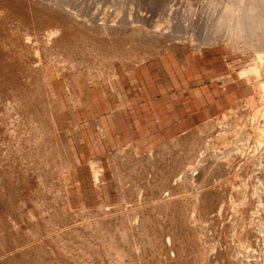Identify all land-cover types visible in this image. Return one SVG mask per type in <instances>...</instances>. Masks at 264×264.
<instances>
[{
  "label": "rangeland",
  "instance_id": "1",
  "mask_svg": "<svg viewBox=\"0 0 264 264\" xmlns=\"http://www.w3.org/2000/svg\"><path fill=\"white\" fill-rule=\"evenodd\" d=\"M25 1H32V0H25ZM25 1L21 0L19 6L20 7L26 6L27 2ZM42 1L44 3H46L47 1V5H48V1H50L49 3L55 5L56 8L59 7L58 9L65 8L64 9L65 12L68 10L69 11L71 10L72 12L76 11L78 14H80L81 17L88 16L87 18H90L91 16L90 14L94 12L98 17L99 22L103 21L107 23H112L114 22L113 19L114 20L116 19L117 22L118 23L120 22L121 25L125 23L128 26H130V24L131 26L138 25V26L146 27L151 31L156 28L155 25L156 26L160 25L162 31L163 29L164 31L166 29V32L167 33L169 32L168 34L171 35L172 37L169 36L170 40L164 42L160 40L155 41L157 39H155L154 36L150 35L149 33H148L149 36L147 34V38L145 37L146 36L145 35L144 36L146 39L145 42L147 41V43L144 42L145 45L142 44L143 46H138V44L135 45H137L139 49L142 48L141 51L144 50L145 52H147L150 49L149 50L150 52L148 51V53L146 54L147 55L146 58L142 60L136 61V59L135 60L133 59L134 61L131 62L132 64L123 61L124 59L120 60V58H117V60L115 59L113 62H111L110 58L107 55H104L106 54L104 51L97 53L96 51L92 50V48L87 47L84 43L80 42L81 45L83 47H86L88 51L86 55V60L83 61L82 66H77V65L73 66L72 63H70L72 58L75 59V57L78 58L80 57V54L76 49L71 50V59H69L68 56L66 55L68 54L67 50H62V48L61 49L58 48L59 49L58 52L57 49H54L51 51H47V53L45 52L43 55L39 53V56L35 57V55L33 54L32 55L26 54L24 49L22 50L19 49L20 47L23 48L24 45H21L20 47H18L17 45L18 48L16 47L15 50L20 55L16 54L17 52H15V50L9 49L10 47H7L12 45L9 44L4 45V43L6 42H3L2 44V40L5 41L6 39L5 37L8 34L7 33L8 30L4 26L2 27L3 31L0 30L2 32L0 33L1 35L0 53L2 50L3 51L0 54V60L2 59L1 57H3V60L6 62L7 59L10 60L12 59V62L15 64L17 62V65L14 66L15 64L10 63V61L4 63L3 60H1L0 62V84H1L0 96L3 97L5 96V94L7 95V97H5L4 99L2 98V101L0 99V101L2 102V103L0 102L2 104L0 105V120L3 119L2 120L3 123L0 122V142H1L0 148L3 147L2 149L3 150L5 149L6 151V152L4 151L6 153V158H4L5 153L3 152V150L2 152H0L2 154L4 153L3 157L0 154V158H1L0 170L2 171V172L0 171V175L2 177V178L0 177V179H2L0 180V183L1 182L3 183V184L1 183L2 185L0 184L2 187V188L0 187L1 188L0 189V217H1L0 229L2 231L3 230L5 231L4 233L2 232L5 239L4 238H3L4 240H2V238L0 239L2 241L0 245L3 244L4 246L3 242H5V246H4L5 249L2 246H0L2 247L0 248L1 249L0 252L4 253V254L1 253L0 255V259L3 258L2 261L0 260V264L1 263L9 264L8 262L13 264H18V263L28 264L30 261H32L31 264H35V263L44 264L45 262L44 260H48L46 261L47 264H88V263L91 264V262L92 264H96V263L113 264L114 263L113 259H115L116 257L115 253L117 254V252L120 253L121 251L123 252H121V254H118L117 257H121L122 259L116 257L115 259L117 260L115 261L116 264L119 261L120 264H125V263L128 264L129 262H131V264L133 263L134 264H164V261L165 264H186V263L187 264H195V263L196 264H200V263L201 264H264V241L259 243H254V242L251 243L248 241V239H250L249 236H251V234L253 233H255L261 239L264 238V230H262V228L264 229L263 227L264 226V220H263L264 177L262 176V173L264 171V155L259 157L256 156L252 166L250 167V170L252 169L254 173L253 176L250 178V181L257 186L258 196L262 197L261 198L262 201L259 202L260 209L258 208L257 210L258 212H255L256 223L252 224V226L251 225L249 226L248 224L243 227L240 226L239 227L240 229H238L240 231L237 232L235 229V222H236L235 217L236 214L239 213L241 210L231 211V208L227 209V207L221 210L220 208L222 204L221 200L225 199L223 201L224 205L225 206L229 205V199H228L229 197L227 194L228 188H226L224 191L226 195L223 192L225 196L223 195L221 199H219L220 198L219 196L214 197L213 199H211L212 206L210 207V209L203 210V212L205 211L207 212L206 217L208 218H206L207 219L206 223H208L209 225L207 224L204 233L203 231L199 232V230H197L198 225H196L195 221H199L200 219L199 217H196L197 212L195 209H193V204L188 199L189 197L188 195H190L189 192L192 193L195 190L197 184L196 181L190 176L189 170L192 169L195 170V168L199 166L200 161L197 160L198 157L196 158V155L198 154V151L200 149H203L204 151L203 152L204 158L209 156L210 150H208L207 148L208 146H213L215 148V151L219 152L217 153L219 155H221L220 153L226 151L227 148L228 150H230L228 157V161H229L228 166L223 165V167L222 166L216 167L212 163H210L208 159L206 160L207 165L205 166V169L207 173L210 172L211 179L214 180V182H218L219 180L224 181L226 179L227 181L234 180L236 182L235 189L237 190V192L240 191L238 192V194L240 193L239 196H242L244 192L248 191V198L250 197L251 186L250 184H248L249 186L247 187L245 184V180H247L248 172L246 173V169H244L245 168L243 164L244 156L238 154L236 155V147L238 146L244 149L246 153H250V154H253L258 149V148L255 149L254 145H256V143L254 144L252 141L253 139L249 138L247 135L248 123L244 119L247 115L248 108H250V106L248 105H251L250 104L251 101L258 108L259 106H261L260 103L263 102L264 100L263 99L264 94L261 93V88H259L261 87L260 83L257 82L250 84L246 83V81L241 80L240 74L243 70H247L249 68H258V66L264 67V61H263L264 60V0L251 1L253 3H255L254 1H256L257 4H253V3L249 4L248 2H250V0L240 1V3H243L245 7L246 5H248L246 9L242 5L244 11L247 10L249 12L250 9L253 7L252 5H254L252 9L255 8L257 9L256 10L257 12L251 9V11L252 12L254 11V13L250 11L249 12L250 15L247 12H245V14L243 13L244 14L243 15L242 12L244 11L242 12L239 11V14L240 15L242 14L240 19L242 33H238L237 31L234 32L235 23H233L232 25V23L230 22H234L235 19L232 20L230 18L231 19L230 20L228 17L230 22L226 24L227 18H225L224 16V11L218 10V9H222V7H225V5L229 2V0H224V1L214 0L215 1L213 2L214 4H212L211 2L213 0H42ZM234 1L239 2V0H234ZM243 1L244 2L246 1L245 4ZM29 4L31 3H28V5ZM47 5L41 4L38 1H36L34 4L32 2L31 5L32 7L38 6L36 7L38 10L45 7V11H46V16L43 14L45 12L43 9L41 10V12L40 11H38L39 13L37 12L38 14L36 15L38 18L36 17V15L34 17L35 24L40 20H45L44 18H47L49 20V17L51 18L52 16L53 17L55 16L54 12L52 13L53 15L50 13L52 12V10L50 11L49 9L50 12L48 11ZM249 6L250 9L248 10ZM213 7L216 9H214ZM1 10L3 11L2 5H0V13ZM87 12H89V14ZM49 13L51 16L49 15ZM246 13L249 15V17H245V15L248 16ZM41 15L43 17H41ZM221 15L224 16L226 21L224 20L223 22L224 18ZM39 17L41 19H39ZM26 24L28 27H33L29 23ZM23 25L25 27H23ZM23 25L22 27L19 26V28H21V29L18 28L19 31H17L18 30L17 28H16L17 32L15 30L13 31L16 32L17 34H20V31L23 30L24 28L28 29V27H26L24 23ZM35 26H37V24ZM70 30L69 32L70 34H72L71 32L73 31L72 29ZM5 31L7 34L5 33ZM2 35L5 36L2 37ZM174 41L180 42V45H182V47L184 48L185 54L189 56L188 59L186 58L184 59V57L177 56L178 55L177 50L178 48H180L178 45H174L164 50L159 47V46H165L167 43L169 42L171 43ZM14 46L15 45H13V48ZM4 47L5 49H3ZM6 47L9 49V51L10 50L11 51L10 52L7 51L8 49ZM143 47L146 48L144 49ZM158 47L161 49V51L162 50L163 51L162 52H160V50L158 51ZM154 49L157 51H155ZM52 51L54 52L56 51L57 52L56 55H58L59 53L60 55H58L57 57L56 55H54ZM8 52L10 53L8 55H11L10 56L11 58L9 56L7 57ZM11 52H13V54H11ZM151 52H154L153 54L154 56L151 54ZM157 52L160 53L158 54ZM74 53H76L77 55ZM21 54L23 59L25 58V55H27L26 60L28 59V62H30V64L31 63L38 64V62L40 63L42 60L44 61L53 55H54L53 62L56 63L57 58H58L57 62L61 66H63L62 64L64 62H66V64L65 63L64 64L67 67V73L63 72L66 67H60L61 69L64 68L63 70H60L63 72V73L61 72L60 74L59 67H57L58 65L56 66V64L53 62L52 63L55 64L54 66L55 69L52 70L53 72L51 71L49 73V75H52V77L49 76L48 73L46 72V79L48 80L50 79L49 80L50 87L52 88V93H53L52 97L51 95L47 96L45 92H43L44 90L42 88L40 89L39 87L41 81V79L39 80V78L42 77L41 73H39L40 74L39 75L38 72H36V74H34L32 77L24 73L26 66L24 65L22 66L21 63L19 64L20 61L16 60L18 59V57L21 56ZM46 54H49V56ZM133 54L135 53L133 52ZM257 54L258 56H261L262 59L261 57H258ZM3 55L4 56L6 55L5 57L7 59ZM29 55L31 56V58L33 57L32 59L34 61L30 58ZM15 56L17 57L16 59ZM41 56H43L44 58ZM59 56L63 57L61 58V60L63 59L62 60L63 63L62 61L61 62L59 61L60 58ZM51 58L52 57H50L49 59ZM139 58H141V56H139ZM13 59H15V62ZM118 59L120 61H118ZM30 60H32V62ZM121 61L123 62L121 63ZM28 62H25V64H27ZM119 63L121 65H119ZM125 63L127 65L123 66ZM18 64L20 65V67H18L19 66ZM93 64L95 65L92 66ZM8 65H10L12 68ZM90 65L94 67L96 71H98L96 72L94 70L95 72L94 71L93 72L96 73L97 77H99L97 78V80H100L99 83L97 82L96 84L93 85L87 83L88 81L87 71L90 69L91 67ZM108 65L110 66L108 67ZM76 66L78 67V70ZM114 66H117L116 68L120 67V70L117 71L115 68V70L113 71ZM6 67H8L10 71L7 70L8 68ZM23 67L24 70L21 69ZM19 69L21 70V72ZM120 71L122 73H120ZM114 72L116 74H114ZM73 73L75 75H71ZM70 75L76 78L75 80L78 89L77 91L78 94L76 93V91L74 92L73 86L71 87L70 81L67 80L69 79ZM116 76L117 79L120 80V86H118V84L115 85L116 84L115 81L117 80ZM6 77L9 79H7ZM32 78L33 81H35L36 86L30 84L28 85V88L31 89L28 90L26 86L29 82L30 83L33 82V81H29L32 80ZM112 78L115 79L111 80ZM24 80L26 83L24 82ZM10 81L13 86L10 84ZM111 81H113V83ZM113 84H114V88H113ZM23 86L26 89H24ZM253 86H258V87H253ZM1 87L4 88L3 90L14 89L13 91H15L17 87L16 89L17 92L15 91L9 93V91L5 90L6 91L5 93V91H2ZM32 87L35 89H33ZM26 90L28 92H26ZM31 90H33V93L36 92L35 90H37V92L40 95L38 93L32 94ZM29 92L30 95L32 96L29 95ZM73 92L76 93L77 96ZM27 95H29V97H27ZM30 97L32 99H30ZM16 101L19 102L16 103ZM46 101L50 103V105L46 104L47 103ZM12 102L13 104L14 103L18 104V106L17 105H14L15 107H13V105L10 106ZM132 102L135 104L134 105L135 109L133 110L132 113L131 112L127 113L125 109L130 108ZM235 102L240 103L238 109L236 107L234 108L233 103ZM4 106L6 108L2 111ZM49 106H51V109L53 110V114L55 116L54 121L49 119L50 117V115H48ZM12 107L14 110L11 109ZM32 107H34L33 108L34 110L35 107H37L36 108L37 111L35 110L36 111L35 116L33 115V113H31L34 111ZM26 109L28 111H25ZM16 111L19 113V115L22 114L21 115L22 117L20 116V118H18L19 115L17 114ZM39 114L40 115L42 114L43 116L41 115V118H39ZM36 115L38 116V118ZM38 119H42V120L45 119V120H43V124H41L40 122L41 120L38 121ZM27 120H30V122H28ZM233 120H236L237 127L236 126L234 127V123L232 124ZM14 123L17 126L19 125L17 127L19 131H13L14 129L15 130L17 129L16 126H14L15 125ZM27 123H29L28 124L29 127ZM38 124H41L42 127ZM45 124L46 126L43 127V125ZM116 124L120 127L123 133L122 135L119 134L120 132L119 128L116 129L117 127ZM106 125L108 129H106ZM23 126H26V128H24ZM213 129L216 130L213 131ZM30 130L32 132H30ZM20 131L23 134H25L26 132L27 133L30 132V134L28 133L29 134L28 135L26 133L28 136L27 135L23 136V134L21 135ZM39 131L40 132L42 131V133H40ZM76 132L77 135L75 134ZM214 132L216 134L218 133L219 135L217 134L218 136L215 137ZM19 133H20V137H19ZM39 134H41L40 135L41 138ZM205 134L207 136H204ZM32 135H34V137ZM106 135L107 138H105ZM176 136L178 139L176 138ZM24 137L27 139H23ZM28 137H30L29 140L31 138L34 139L28 141ZM184 137L185 139H183ZM182 139L185 141L187 140V142H184ZM3 140L5 142H3ZM19 143H22L23 146L20 145ZM46 147L49 148L47 149ZM31 148L33 150H31ZM34 148H36L38 154L37 153L35 154V152H33L35 150ZM121 148L124 150H122ZM49 149H50V153L46 151V150L49 151ZM24 150L27 153H25ZM8 153L9 155L7 156ZM20 153H22L23 158L25 157L26 160L25 159L23 160V158H21L22 156L20 157L21 159L19 158V156L21 155ZM48 153L49 155H46ZM50 154L51 155L53 154L54 161L51 160L52 157H50ZM36 155H39L40 159L42 158L41 165H40L41 160H39L37 158L38 156ZM117 155H119V159L118 157H116ZM129 155L132 157V159ZM44 157L47 160L43 164L45 160ZM164 157L165 159H163ZM126 159L128 160V162ZM167 159H169L170 161L166 162ZM125 160L127 163L125 162ZM21 161H23L24 164H22ZM142 161L145 162L142 163ZM28 162H31V164H29ZM36 162L37 164L39 163V166L37 165L39 168L36 167L35 165ZM6 163L7 165H5ZM140 163L142 164L140 165ZM28 165L30 167H28ZM34 166L36 167L35 168L36 171L33 170ZM131 167L133 168L132 170ZM59 169L61 170L58 171ZM133 170H135V172ZM169 170L172 171L171 174ZM53 171L54 173H52ZM96 171H97V175H94ZM144 171L146 173H143ZM48 176H50V178ZM57 177H60L58 178L60 182L59 181L57 182L58 180ZM126 177H128L129 179L131 178L132 180L130 179L131 180L130 181ZM53 178L55 179V181L53 180ZM62 178H64L63 181L61 180ZM69 179L71 181H69ZM54 182H56L55 183L56 186L58 185V183H60L59 186H57L58 189H56L55 185H53ZM63 184H65L66 186ZM42 186L46 188H43ZM60 186H62V188ZM40 187L44 189V191ZM63 188L65 190H63ZM47 190L49 191L54 190V191L49 192ZM60 190H62L63 192ZM242 191L243 193H241ZM171 193L174 194L175 197H178L179 195L181 197L183 195V197H181L182 201L179 200L178 202H174L173 205L171 203L167 207V209L165 208L164 210V208L163 209L161 208L162 209L161 210L160 206H157L159 205L158 201H160L161 199L167 196L172 197L173 195H171ZM67 194H69L70 196L66 197ZM176 194H178V196ZM224 197H227V200ZM39 198L42 200H40ZM67 199L70 202H68ZM65 200L67 202H65ZM215 200L216 202H214ZM209 204L210 203H208V205ZM205 205L207 206L206 203ZM70 206H71V210H70ZM119 206L121 207V210ZM140 206L142 207V209L140 210L141 212L138 209H136V207L140 208ZM190 207H192L193 210L190 209ZM39 209H43V212L42 210ZM84 209L86 210L84 211ZM128 209H130L129 210L130 213L128 214H130L131 218L130 217L128 218L129 221H126L125 225H119L123 223V221H121L122 217L118 216V214L120 215L121 213H125V210L128 212ZM99 210L101 211L103 210V212H100ZM135 210H138L139 212L135 213L136 212ZM71 211L77 214L78 218L77 216L75 218L78 221L80 220V223H82L84 219L83 217L81 221L82 216L90 215V217H93V218L88 217L89 219L85 217V220L83 221V223L86 222L87 225L86 223L85 225L88 226L87 229L84 225V229H87L85 230V232L89 231V233L87 232L85 234L84 229H82L84 232L83 234H85L82 236L83 238L81 237L80 234L82 233L80 229L83 226V224L81 225L79 224V222L75 221L76 219H73L74 218L73 216L75 215H72L74 213H72ZM81 211H82V216L79 215L81 214ZM86 211H88L89 214ZM191 211L192 212L195 211L196 214L194 215L189 214L192 213ZM158 212L159 213L161 212V214H159ZM157 213L159 218L157 216ZM132 214L134 215L136 214V215L132 217ZM139 214H141L142 216L141 215L139 216ZM105 215L110 216L112 220V221L110 220L111 224H109L110 222L107 223L103 222L104 224L99 226L98 224L94 223L95 221H101L99 218H103V217L100 216L105 217ZM167 215H168V219H167ZM139 217L141 220L145 219L143 220L145 224H143V226L141 225V227L139 225L137 226L133 225L135 219L137 221H140ZM91 219L92 220L94 219L93 223L96 224L98 228L92 223L91 224L89 223L90 225H88V222L90 221L92 222ZM189 219H191L192 221ZM73 220L77 223V225L74 223ZM170 220H173V222H171ZM55 221L57 222L56 225L57 227H55L56 224ZM75 225L76 227H74ZM79 225L81 226L78 227ZM17 226L19 227L18 229L16 228ZM120 226L126 227V230L125 228H121ZM27 227L28 229L29 227H31L29 229V232L31 234L27 231L28 230ZM72 227L75 230L78 229V232L80 231L78 235L80 234L81 241H79L77 237L78 242H76L77 241L75 239L76 233L73 232L75 231L74 229L72 231L71 229ZM104 227H106L107 230ZM91 228L92 230H90ZM8 229L11 233L8 231ZM32 229L33 231L38 230L36 231L38 233L36 234L34 233V235L32 236L33 231L32 232L30 231ZM69 229L70 231H68ZM108 229L109 232L111 231V233L113 232L114 234H116V237L114 236L115 238L113 240L110 239V241L106 239V241L104 242L101 240L100 237H102L103 235H104L103 237H107V236L110 237L109 235L111 234H108L109 233ZM119 229H124L125 234L128 233L127 237L125 234L124 236L122 234L123 236V237L121 236L122 238L119 237L120 236L119 233L121 234ZM62 230H64V232ZM127 230L130 231L128 232ZM26 231L28 234L26 233ZM98 231L100 235L96 233ZM56 232H59L58 235L62 236L61 238H58L59 240H57L56 236L53 235ZM60 232H62V234ZM70 232H72L71 236L69 234ZM90 232H93L96 236V239L98 238V240H100L95 244L92 242L97 249L92 246V243H89L87 241V239H90L89 236L93 235V233ZM135 232L137 233V235ZM6 233H8L10 236H13V240L15 239L14 241L16 242L14 243L17 244V246H15V249H13L15 245L14 243H11V246H9L10 242L13 241L11 239H8L9 235L7 234L8 235L7 236ZM236 233L237 235H240L241 238L244 240L242 244L237 243L235 239H233L234 237H236ZM142 234H144V236ZM198 234L199 235L203 234L201 235L203 236L202 239H200L201 236H199ZM208 234L210 235V237ZM37 235L39 236L37 237ZM66 235H68V238L70 236L69 239L71 242L68 243L66 242L67 240ZM133 235L135 236V238H133L134 237ZM20 237L22 239H20ZM53 237L56 238V240H54ZM62 238L65 240L66 243L64 241L62 242L60 241ZM84 238L86 239V241H82ZM33 239L35 240V242ZM40 239L41 240L43 239L42 242ZM129 239L131 241L133 239L134 241L128 242L130 241ZM148 239L149 240L151 239L153 246H150L151 241H149ZM20 240H22V242H20ZM142 240L144 242L146 241L147 242L144 243ZM6 241L9 244L8 246ZM36 241L38 242V244L41 245L40 248L46 245L44 246V249L42 248L43 252L41 251L44 254V251L46 250L45 256L42 253L38 252L39 255L38 256L36 255L37 261L33 259L35 258L33 257V254L37 253V251L40 250V249L38 250L39 245H36ZM55 241H58V244L57 242L55 243ZM23 242L26 245H23L24 244ZM102 242H104L105 244L104 243L102 244ZM54 243L57 245H55ZM107 243L115 246V249L114 247L110 249L109 246L112 245H109ZM132 243L134 245H132ZM143 243L145 244L144 246H142ZM20 244H22L21 246L23 247V249L20 250V251H24L23 256H26L25 254H27V248L29 245L30 248L28 249L29 250L28 254L29 253L31 254V255L29 254V256L30 258L33 257L32 258L33 260L29 258L28 254H27L28 258L22 257V252H20L18 249V247H20V249L22 248ZM62 244L63 245L67 244L68 246L64 245L63 247ZM90 244L91 246L88 247ZM51 245L52 246L54 245V247H52ZM36 246L38 247L36 248ZM61 246L63 249L61 248ZM174 249H176V251ZM10 250L13 252H11ZM33 251L34 253H32ZM105 251H107L108 253ZM10 253L12 254V256L10 255ZM171 253L172 256H170ZM7 254L9 255L7 256ZM130 254H132L135 258L132 257V255ZM42 255L45 258V259L43 258L44 260L43 259L41 260ZM182 255L188 258H185ZM110 256H114V257H110ZM5 257L9 258V261ZM38 257L40 258V260H38L39 259ZM15 258L17 260H15ZM120 259L122 260V262ZM13 260L15 263L13 262ZM84 260L86 263L84 262ZM135 260L137 263H135ZM178 260L180 263L178 262Z\"/></svg>",
  "mask_w": 264,
  "mask_h": 264
},
{
  "label": "bare ground",
  "instance_id": "2",
  "mask_svg": "<svg viewBox=\"0 0 264 264\" xmlns=\"http://www.w3.org/2000/svg\"><path fill=\"white\" fill-rule=\"evenodd\" d=\"M25 1V0H24ZM36 1H38V2H40L41 4H46L47 5V1H46V3H44L42 0H32V1H25V2H27L26 3V6H24V7H20L19 6V4L21 3V0H0V5H2V8H3V11L1 10V13H0V30L1 31H3L2 30V27L4 26L7 30H8V34L6 33V31H5V33L7 34V36L5 37L6 39H5V41L4 40H2V44H3V42H6V43H4V45H12V46H7V47H10L9 49H12V50H15V48L17 47V45H18V47H20L21 45H24L23 46V48L22 47H20L19 49H24V51H25V53L26 54H33V55H35V57L36 56H39V53L41 54V55H43L45 52L47 53V51H51V50H54V49H57V52H58V48H62V50H67V53L68 54H66L67 56H68V58L69 59H71V50L72 49H76L77 51H78V53L80 54V57L78 58V57H75V59L74 58H72V60L70 61V63H72V65L74 66V65H77V66H82V63H83V61H85L86 60V55H87V49H86V47H83L82 45H81V43H84L87 47H90V48H92V50H94V51H96L97 53L98 52H105L106 54H104V55H107L109 58H110V60H111V62H113L115 59L117 60V58H120V60L121 59H124L123 61H125V62H128L129 64L132 62V61H134L135 59H136V61L137 60H142V59H144V58H146V54L148 53V51L150 50L149 49V47H148V51L147 52H145L144 50H142L141 51V49L142 48H138L137 47V45H135V44H138V46H143L142 44H144L145 45V43H147V41L145 42V37L147 38V34L149 33L150 35H153L154 36V38L155 39H157V40H155V41H169L170 40V37L169 36H171V35H169L167 32H166V29H165V31H164V29H163V31H162V28H160V25H155V29H153L152 31L151 30H149V29H147L146 27H143V26H138V25H132L131 26V24H130V26H128L126 23V25L125 24H123V25H121L120 24V22L118 23L117 22V20L115 19H113V21L114 22H112V23H107V22H103V21H101V22H99L98 21V17H97V15L93 12L92 14H90L89 16H90V18H87V17H81L80 16V14H78L76 11L75 12H72L71 10L69 11L68 9H66V10H68V11H64V9H58L59 7H57L56 8V6L55 5H52V3H49L50 1H48V5H47V8H48V11H49V9H50V11L52 10V12H50L51 14L54 12L55 13V16L53 17H49V20L47 19V18H44L45 20H40L39 22H37L36 24H37V26H35L36 24H35V20H34V17H35V15L36 14H38L39 12L38 11H40L41 12V10L43 9L44 11H45V7L44 8H42V9H37L36 7H38V6H36V7H32L31 5H32V2H33V4L36 2ZM220 1V0H219ZM224 1V0H223ZM240 1H242V0H239V2H236V1H230L229 0V2L225 5V7H222V9H218V10H221V11H224V16H225V18H227V22H226V24L228 23V22H230V20L232 19V20H234L235 19V21L234 22H230V23H232V25H233V23H235V29H234V32H238V33H242V29H241V16H242V14L244 13L245 14V12H247L249 15H250V11H251V9L254 7V5H252L253 7L250 9V6H249V8H248V10L250 9V11L248 12L247 10L246 11H244V9L242 8V5H243V3H240ZM252 0H250V2H248L249 4L251 3H253V2H251ZM212 2V4H214L213 2H215L214 0L213 1H211ZM244 2V1H243ZM246 2V1H245ZM245 2H244V4H245ZM255 3H253V4H257V2L256 1H254ZM28 3H31V4H29L28 5ZM217 3V2H216ZM248 3H246V4H248ZM51 4V5H50ZM54 4V3H53ZM223 4V3H222ZM241 4V5H240ZM23 5H25V4H23ZM216 6V5H215ZM224 6V5H223ZM248 5H246V7H247ZM258 6V5H257ZM4 7H5V9H4ZM243 7H245L244 5H243ZM246 7H245V9H246ZM261 7V6H260ZM61 8V7H60ZM214 8V7H213ZM224 8V9H223ZM243 9V10H241V9ZM214 9H216V8H214ZM240 9V10H239ZM252 10H254V11H256L257 9L255 8V9H252ZM64 11V12H63ZM216 11V10H215ZM239 11H244V12H242V14L240 15L239 14ZM254 11L252 12V13H254ZM38 12V13H37ZM43 12V11H42ZM257 12V11H256ZM28 13V14H27ZM50 13H49V15H50ZM88 14H89V12H87ZM139 13V12H138ZM219 13V12H218ZM246 13V14H247ZM41 14V13H40ZM40 14H39V16H40ZM45 16H46V11L43 13ZM48 14V13H47ZM117 14H118V11H117ZM116 14V15H117ZM243 14V15H244ZM247 14V15H248ZM53 15V14H52ZM249 15L248 16H246L245 15V17H249ZM51 16V15H50ZM221 16H223V15H221ZM224 16H223V18H224ZM36 17H37V15H36ZM41 17H43L42 15H41ZM48 17V16H47ZM137 17V16H136ZM146 17V16H145ZM228 17H229V19H228ZM38 18V17H37ZM36 18V19H37ZM225 18L223 19V22H224V20H225ZM39 19H41L40 17H39ZM47 19V20H46ZM103 19V18H102ZM145 19V18H144ZM229 20V21H228ZM38 21V20H37ZM226 21V20H225ZM117 22V23H116ZM23 23L26 25V27H28L27 26V24L26 23H29V24H31L33 27H28V29H26V28H24L23 30H21L20 31V34H17L16 32L17 31H19V29H21V28H19V26L20 27H22V25H23ZM221 23H222V21H221ZM157 24V23H156ZM159 24V23H158ZM2 25V26H1ZM30 25V26H31ZM231 25V24H230ZM23 27H25L24 25H23ZM167 27H169V26H167ZM16 28L18 29L17 31H16ZM70 29H72V31L73 32H71L72 34H70V32H69V30ZM13 30H15L16 32H14ZM0 31V33H2ZM71 31V30H70ZM5 34V35H6ZM149 34H148V36H149ZM5 35H2V37L3 36H5ZM72 35V36H71ZM146 35V36H145ZM142 36V37H141ZM145 36V37H144ZM0 37H1V35H0ZM172 37V36H171ZM151 38V37H150ZM4 39V38H3ZM1 41V40H0ZM154 41V42H155ZM81 42V43H80ZM145 42V43H144ZM150 42V41H149ZM148 42V43H149ZM151 43V42H150ZM256 43H257V40H256ZM259 43V42H258ZM3 45V46H4ZM13 45H15L14 46V48H13ZM158 45V44H157ZM174 45H178L180 48H178V50H177V52H178V55L177 56H179V57H184V59L186 58V59H188L189 58V56H187L186 54H185V52H184V48L182 47V45H180V42H176V41H174V42H169V43H167L165 46H159L160 48H162L163 50L164 49H166V48H170V47H172V46H174ZM2 46V45H1ZM152 46V45H151ZM258 46V45H257ZM6 47V48H7ZM12 47V48H11ZM17 47V48H18ZM137 47V48H136ZM153 47V46H152ZM156 47V46H155ZM158 47V51L160 50V52H162L161 51V49ZM144 48V47H143ZM146 48V47H145ZM144 48V49H145ZM2 49V48H1ZM3 49H5V47L3 48ZM8 49V48H7ZM9 49L7 50V51H9ZM153 49V48H152ZM147 50V49H146ZM155 50V49H154ZM3 51V50H2ZM2 51H1V53H2ZM6 51V50H5ZM11 51V50H10ZM9 51V52H10ZM135 53V54H133V52ZM140 51H141V53H140ZM144 51V52H143ZM155 51H157V50H155ZM7 53V57L9 56H11V55H8V54H10V53ZM15 52H17L16 50H15ZM53 53H54V55H56L57 54V52L55 53L54 51H52ZM51 52V53H52ZM60 52V51H59ZM131 52H132V54H131ZM150 52V51H149ZM159 52V53H160ZM0 53V54H1ZM21 53V52H20ZM137 53H138V55H137ZM158 53V52H157ZM158 53V54H159ZM11 54H13V52H11ZM16 54H19L18 52L16 53ZM23 54V53H22ZM22 54H21V56L20 57H18V59H16L17 57L15 56V59L16 60H18V61H20L19 62V64L21 63L22 64V66L24 65V66H26L25 67V70H24V67L23 68H21L22 70H24V73L26 74V75H29L30 77H32L34 74H36V72H38V74L39 73H41L42 74V77L41 78H39V80L41 79V81H40V89L42 88L44 91L43 92H45V94L47 95V96H50L51 95V97L53 96V93H52V88L50 87V79L48 80V79H46V72L48 73V75H49V73L53 70V69H55V64H56V66L57 67H59V71L60 70H63L64 68H60V67H66V62H64L63 63V59L61 60V58H63V57H60L59 58V61L61 62L62 61V65L63 66H61V65H59V63L57 62L58 61V58L55 60L56 61V63L55 62H53L54 61V55L53 56H50V57H52L51 59H49V58H47V59H49V60H42L40 63L38 62V64H33V63H31L30 64V62H28V59L26 60V57H27V55H25V58L23 59L22 58ZM74 54H76V53H74ZM100 54V53H99ZM141 54V55H140ZM143 54H145V55H143ZM151 54L153 55L154 54V52H151ZM20 55V54H19ZM18 55V56H19ZM46 55H48L49 56V54H46ZM58 55H60V53L58 54ZM58 55H56L57 57H58ZM65 55V56H66ZM70 55V56H69ZM77 55V54H76ZM93 55V54H92ZM4 56V55H3ZM6 56V55H5ZM4 56V57H5ZM13 56V55H12ZM30 56V55H29ZM48 56H46V57H48ZM91 56V55H90ZM139 56H141V58H139ZM154 56V55H153ZM257 56H258V54H257ZM41 57H43V56H41ZM44 57H45V55H44ZM43 57V58H44ZM94 57V56H93ZM258 57H261V56H258ZM2 59L1 60H3V57H1ZM6 58V57H5ZM11 58V57H10ZM14 58V57H13ZM30 58H31V56H30ZM33 58V57H32ZM31 58V59H32ZM138 58V59H137ZM7 59V58H6ZM15 59H13L14 60V62H15ZM38 59H39V57H38ZM53 59V60H52ZM89 59V58H88ZM125 59H127V60H125ZM134 59V60H133ZM261 59H262V57H261ZM1 60H0V62H1ZM33 60V59H32ZM32 60H30L31 62H32ZM109 60V61H110ZM119 59H118V61H120ZM10 61V63H12V64H15V63H13L12 62V59L10 60V59H7V62H9ZM34 61V60H33ZM64 61H65V59H64ZM123 61H121V63L123 62ZM262 61V60H261ZM264 61V60H263ZM3 62L5 63L6 61H4L3 60ZM6 62V63H7ZM24 64H23V63ZM25 62H28L27 64H25ZM55 63V64H53V63ZM11 64V65H12ZM18 64V65H19ZM108 64V63H107ZM109 64H110V62H109ZM132 64V63H131ZM1 65H2V63H1ZM4 65V64H3ZM17 65V62H16V64L14 65V66H16ZM65 65V66H64ZM95 64H93L92 66H94ZM119 65H121L120 63H119ZM127 64L125 63L123 66H126ZM8 66H10V65H8ZM21 66V67H22ZM68 66V65H67ZM76 66V67H77ZM91 66V65H90ZM90 67V69L87 71L88 72V81H87V83H90V84H96L97 82L99 83V81L100 80H97V78H99V77H97V75H96V73H94L96 70L94 69V67ZM110 65H108V67H109ZM112 66V65H111ZM118 66V65H117ZM117 66H114L113 68V71L115 70V68L117 67ZM130 66V65H129ZM11 67V66H10ZM18 67H20V65L18 66ZM76 67H75V69H76ZM6 68H8V67H6ZM5 68V69H6ZM12 68V67H11ZM14 68H16V67H14ZM93 70H92V69ZM74 69V68H73ZM74 69V70H75ZM7 70H9V68L7 69ZM12 70V69H11ZM20 70V69H19ZM72 70V69H71ZM73 70V71H74ZM77 70H78V67H77ZM95 70V71H94ZM102 70V69H101ZM109 70V69H108ZM116 70L117 71H119L120 70V67L119 68H116ZM10 71V70H9ZM94 71V72H93ZM117 71H116V73H117ZM20 72H21V70H20ZM19 72V73H20ZM53 72V71H52ZM61 72L62 71H60V74H61ZM63 72H66L67 73V67L65 68V70L63 71ZM62 72V73H63ZM80 72V71H79ZM96 72H98V71H96ZM23 73V72H22ZM115 72H114V74H116ZM120 73H122L121 71H120ZM18 74V73H17ZM106 74H108V73H106ZM112 74V73H111ZM12 75H13V73H12ZM19 75H21V74H19ZM24 75V74H23ZM40 75V74H39ZM55 75V74H54ZM68 75V74H67ZM71 75H75L74 73L73 74H71ZM69 76V79H67V80H69L70 81V83H71V87L73 86V88H74V92L76 91V93L78 94V89H77V85H76V78H74L73 76ZM80 75V74H79ZM96 75V76H95ZM49 76H51L52 77V75H49ZM26 77V76H25ZM68 77V76H67ZM79 77V76H78ZM108 77V76H107ZM112 77V76H111ZM119 77V76H118ZM7 78V77H6ZM6 78H4V79H6ZM56 78H57V76H56ZM106 78V77H105ZM228 78H230V77H228ZM240 78H241V80L242 81H246V83H260V85H261V87H259V88H261V93H263L264 94V67H261V66H258V68H249V69H247V70H243L242 72H241V74H240ZM7 79H9V78H7ZM78 79V78H77ZM104 79V78H103ZM109 79V78H108ZM113 79H115V78H112L111 80H113ZM116 79H117V76H116ZM35 80V79H34ZM110 80V79H109ZM29 81H33V78H32V80H29ZM68 81V82H69ZM108 81V80H107ZM115 81V80H114ZM24 82H25V80H24ZM112 83H113V81H111ZM116 84L115 85H117L118 84V86H120V80L119 79H117L116 81ZM26 83V82H25ZM32 83H34V84H32ZM70 83H68V84H70ZM80 83V82H79ZM110 83V82H109ZM239 83V82H238ZM10 84H11V81H10ZM34 85V86H36V83H35V81H33V82H29L28 84H27V88H28V85ZM55 84V83H54ZM103 84V83H102ZM114 84H113V88H114ZM1 85V84H0ZM12 85V84H11ZM14 85H15V83H14ZM38 85V84H37ZM59 85V84H58ZM81 85V84H80ZM110 85V84H109ZM251 85H253V84H251ZM259 85V86H260ZM13 86V85H12ZM25 86V85H24ZM23 86V88L24 89H26L25 87ZM57 86V85H56ZM103 86H105V85H103ZM108 87V86H107ZM253 87H258V86H253ZM2 88V87H1ZM33 88V87H32ZM258 88V89H259ZM4 88H2V91H5V90H3ZM16 89H17V87H16ZM16 89H15V91H16ZM23 89V90H24ZM31 89V88H30ZM29 88H28V90H30ZM33 89H35V88H33ZM119 89H121V88H119ZM14 90V89H13ZM13 90H9V89H7L6 91H9V93L10 92H15V91H13ZM108 90V89H107ZM6 91H5V93H6ZM25 91V90H24ZM32 92V94H35V93H38L37 92V90H35L36 92H34L33 93V90H31ZM42 91V90H41ZM54 91V90H53ZM258 91V90H257ZM17 92V91H16ZM26 92H28L27 90H26ZM73 92V93H74ZM3 93V92H2ZM4 93V94H5ZM24 93V92H23ZM76 93H74L75 95H76ZM3 94V95H4ZM27 94V93H26ZM26 94H25V97H26ZM39 94V93H38ZM85 94V93H84ZM91 94V93H90ZM2 95V96H3ZM29 95H30V92H29ZM29 95H27V97H29ZM40 95V94H39ZM17 96V95H16ZM15 96V97H16ZM30 96H32V95H30ZM38 96V95H37ZM77 96V95H76ZM5 97H7V95L5 94V96H3V97H1L0 96V99H1V101H2V98L4 99ZM9 97V96H8ZM20 97H22V96H20ZM33 97H35V96H33ZM45 98V97H44ZM49 98V97H48ZM253 98V97H252ZM17 99V98H16ZM15 99V100H16ZM21 99V98H20ZM30 99H32L31 97H30ZM35 99V98H34ZM50 99V98H49ZM48 99V100H49ZM79 99V98H78ZM77 99V100H78ZM264 99V98H263ZM12 100V99H11ZM45 100V99H44ZM76 100V101H77ZM0 101V102H1ZM6 101V100H5ZM24 101V100H23ZM15 102V101H14ZM19 101H16V103H18ZM32 102V101H31ZM47 102V101H46ZM81 102V101H80ZM2 103V102H1ZM0 103V105H2ZM26 103V102H25ZM56 103V102H55ZM24 104V103H23ZM35 104V103H34ZM46 104H48V105H50V103H46ZM234 104V108L236 107L237 109H238V107H239V105H240V103L238 102H235V103H233ZM251 105H248V106H250V108H248V111H247V115H246V117H245V119L244 120H246L247 121V123H248V129H247V135H248V137L249 138H252L253 140V143L255 144L256 143V145H254V147H255V149L256 148H258L257 150H256V152H254L253 154H250V153H246L245 151H244V149H242V148H240V147H236V155L238 154V155H242V156H244V169H246V173L248 172V174H247V180H245V184H246V186L248 187L249 185L248 184H250V186H251V190H250V197L248 198V191L247 192H244V194H242V196H239V194H238V192H240V191H238L237 192V190L235 189V181L233 180V181H227V179L226 180H224V181H221V180H219L218 182H214V180H212L211 179V174H210V172H206V169H205V166L207 165L206 164V160L208 159V161L210 162V163H212L214 166H216V167H219V166H222L223 167V165H229V161H228V157H229V152H230V150H228V148H227V150L226 151H222L223 153H220L221 155H219V154H217V153H219V152H216L215 151V148L213 147V146H208L207 148H208V150H210V154H209V156L208 157H203V149H200L199 151H198V154L196 155V158H197V160L198 161H200V164H199V166L197 167V168H195V170L194 169H192V170H189L190 172H189V174H190V176L196 181V188H195V190L191 193V192H189V194L190 195H188L189 197H188V199L190 200V202H192V204H193V209H195L196 210V212H197V214H196V212L195 211H191L192 213H189V214H196L197 216L196 217H199V221H195V223H196V225H198V229L197 230H199V232H202L203 231V233H204V231H205V229H206V227H207V224L208 223H206V218H208V217H206V211L205 212H203V210H208V209H210V207L212 206V201H211V199H213L214 197H216V196H219L218 198L219 199H221L222 197H223V195L225 194V189L226 188H228V199H229V205L228 206H225L224 205V200H221V202H222V204H221V210L224 208H226L227 207V209H229V208H231V211L232 210H237V211H239V210H241L239 213H237L236 214V222H235V229H236V231L238 232V231H240V230H238V229H240L239 227L241 226V227H243V226H245V225H251L252 226V224H255L256 223V215H255V212H258L257 210H258V208L260 209V205H259V202H261L262 200H261V196H258V189H257V186L255 185V184H253L251 181H250V178L253 176V170L251 169L250 170V167L252 166V164H253V162H254V160H255V158H256V156L257 157H259V156H262V155H264V100H263V102H261L260 103V105L261 106H259L258 108H257V106H255L254 105V103L251 101V103H250ZM256 104V103H255ZM4 105V104H3ZM13 105V107H15L14 105H17L18 106V104H13V102H12V104L10 105V106H12ZM26 105V104H25ZM33 105V104H32ZM47 105V106H48ZM24 106V105H23ZM46 106V107H47ZM13 107L11 108V109H13ZM19 107H20V105H19ZM31 107V106H30ZM29 107V108H30ZM45 107V108H46ZM256 107V108H255ZM261 107V108H260ZM6 107L4 106V108L2 109V111L5 109ZM34 107H32V109H33ZM37 107H35V110L37 111V109H36ZM25 109V108H24ZM47 109V108H46ZM48 109H49V114L48 115H50V117H49V119L50 120H53L54 121V119H55V116H54V114H53V110L51 109V106H49L48 107ZM56 109V108H55ZM7 110H8V108H7ZM14 110V109H13ZM17 110V109H16ZM34 110V109H33ZM33 111V112H31V113H33V115L35 116V112L36 111ZM18 111V110H17ZM16 111V112H17ZM24 111V110H23ZM25 111H28L27 109L25 110ZM30 111V110H29ZM6 112V111H5ZM14 112V111H13ZM39 112V111H38ZM37 112V113H38ZM47 112V111H46ZM234 112V111H233ZM240 112V111H239ZM243 112V111H242ZM8 113V112H7ZM22 113V112H21ZM36 113V114H37ZM41 113V112H40ZM44 113V112H43ZM232 113V112H231ZM9 114V113H8ZM16 114V113H15ZM17 114L19 115V113L17 112ZM1 115H2V113H1ZM4 115H5V113H4ZM22 115V114H21ZM21 115H19L18 116V118H20V116ZM24 115V114H23ZM42 115V114H41ZM41 115L39 114V118H41ZM47 115V114H46ZM232 115V114H231ZM17 116V115H16ZM26 116V115H25ZM37 116V115H36ZM43 116V115H42ZM239 116V115H238ZM9 117V116H8ZM22 117V116H21ZM24 117V116H23ZM37 118H38V116H37ZM43 118V117H42ZM45 118H47V117H45ZM16 119V118H15ZM27 119H29V118H27ZM48 119V120H49ZM2 120L3 119H1L0 120V122H2ZM26 120V119H25ZM41 120V121H40ZM43 120H45V119H43ZM43 120L42 119H38V121H40L41 122V124H43ZM47 120V121H48ZM28 122H30V120H27ZM32 121V120H31ZM25 122V121H24ZM46 122V121H45ZM44 122V123H45ZM245 122V121H244ZM3 123V122H2ZM34 123V122H33ZM103 123V122H102ZM234 123V127L236 126L237 127V122H236V120H233L232 121V124ZM15 124V123H14ZM19 124V123H18ZM29 123H27V125H28ZM31 124V123H30ZM41 124H38V125H40L41 127H42V125ZM226 124V123H225ZM33 125V124H32ZM50 125V124H49ZM49 125H47V126H49ZM74 125V124H73ZM14 126H16V128L19 126H17L16 124L14 125ZM40 126H39V128H40ZM46 126V124L45 125H43V127H45ZM232 126V125H231ZM7 127V126H6ZM24 128H26V126H23ZM28 127H29V125H28ZM37 127V126H36ZM15 128V127H14ZM101 128H102V126H101ZM103 128H104V126H103ZM232 128V127H231ZM8 129V128H7ZM18 129V128H17ZM13 130V131H19V129L18 130ZM20 129H21V127H20ZM23 129V128H22ZM47 129V128H46ZM219 129V128H218ZM217 129V130H218ZM103 130V129H102ZM216 130V129H215ZM214 129H213V131H215ZM13 131H11V132H13ZM22 131V130H21ZM21 131H20V133H21ZM26 131V130H25ZM27 131H28V129H27ZM48 131V130H47ZM104 131V130H103ZM197 131V130H196ZM9 132V131H8ZM30 132H32L31 130H30ZM30 132H28L29 134H30ZM37 132V131H36ZM40 132V131H39ZM189 132V131H188ZM10 133V132H9ZM15 133V132H14ZM18 133V132H17ZM20 133H19V137H20ZM27 133V132H26ZM23 134V133H21V135L23 134V136L24 135H27V134ZM40 133H42V131L40 132ZM48 133V132H47ZM193 133V132H192ZM215 133V132H214ZM5 134V133H4ZM28 134V135H29ZM34 134V133H33ZM76 135H77V132L75 133ZM188 134V133H187ZM187 134H185V135H187ZM199 134V133H198ZM218 134V133H217ZM216 133L214 134L215 135V137L216 136H218ZM226 134V133H225ZM9 135V134H8ZM27 135V136H28ZM41 134H39V136H40ZM104 135H105V133H104ZM103 135V136H104ZM108 135V134H107ZM107 135H106V137L105 138H107ZM4 136V135H3ZM11 136V135H10ZM26 136V137H27ZM33 137H34V135H32ZM38 136V137H39ZM204 136H207L206 134L204 135ZM193 137V136H192ZM203 137V136H202ZM220 137V136H219ZM2 138V137H1ZM29 138L30 137H28V141H30V140H32V139H34V138H31L30 140H29ZM40 138H41V136H40ZM40 138H38V139H40ZM176 138H177V136H176ZM3 139V138H2ZM7 139V138H6ZM17 139V138H16ZM22 139V138H21ZM23 139H27V138H23ZM37 139V140H38ZM178 139V138H177ZM183 139H185V137L183 138ZM182 139V140H183ZM189 139V138H188ZM206 139V138H205ZM19 140H20V138H19ZM18 140V141H19ZM57 140V139H56ZM221 140V139H220ZM233 140V139H232ZM7 141V140H6ZM15 141H17V140H15ZM23 141V140H22ZM26 141V140H25ZM24 141V142H25ZM106 141V140H105ZM184 142H187V140L185 141V140H183ZM3 142H5L4 140H3ZM2 142V143H3ZM11 142V141H10ZM20 142H21V140H20ZM107 142H108V140H107ZM183 142V143H184ZM23 143V142H22ZM22 143H19L20 145H22ZM34 143V142H33ZM59 143V142H58ZM180 143H182V142H180ZM0 144H1V142H0ZM6 144V143H5ZM18 144V143H17ZM16 144V145H17ZM56 144V143H55ZM177 144V143H176ZM7 145H9V144H7ZM25 145V144H24ZM133 145H135V144H133ZM164 145H165V143H164ZM1 146V145H0ZM23 146V145H22ZM12 147H14V146H12ZM29 147V146H28ZM34 147V146H33ZM32 147V148H33ZM128 147V146H127ZM136 147V146H135ZM170 147H171V145H170ZM3 148V147H2ZM2 148H0V152H2ZM10 148V147H9ZM20 148V147H19ZM23 148V147H22ZM30 148V147H29ZM31 148V150H33ZM47 149L49 148V147H46ZM132 148V147H131ZM168 148V147H167ZM178 148V147H177ZM14 149V148H13ZM35 150L33 151V152H35V154L37 153V151H36V148H34ZM39 149V148H38ZM51 149V148H50ZM50 149H49V151L48 150H46L47 152H49L50 153ZM122 149V148H121ZM160 149V148H159ZM185 149V148H184ZM23 150V149H22ZM122 150H124V149H122ZM121 150V151H122ZM128 150H129V148H128ZM5 151V149L3 150V152ZM42 151H44V150H42ZM115 151H117V150H115ZM183 151V150H182ZM6 152V151H5ZM4 152V153H5ZM8 152V151H7ZM21 152V151H20ZM24 152H25V150H24ZM54 152V151H53ZM56 152H58V151H56ZM134 152V151H133ZM142 152V151H141ZM164 152V151H163ZM186 152V151H185ZM190 152V151H189ZM3 153V154H4ZM25 153H27V152H25ZM40 153H41V151H40ZM49 153L48 154H46V155H49ZM115 153V152H114ZM113 153V154H114ZM159 153H162V152H159ZM1 155H2V157H3V154L2 153H0ZM11 154V153H10ZM21 155L19 156V158L21 157V158H23V155H22V153H20ZM38 154V153H37ZM135 154V153H134ZM139 154V153H138ZM9 155V153L7 154V156ZM34 155V154H33ZM44 155V154H43ZM45 155V156H46ZM125 155V154H124ZM127 155V154H126ZM131 155H132V153H131ZM36 156H38L37 158L39 159V160H41L40 158H39V155H36ZM130 156V155H129ZM170 156V155H169ZM18 157V156H17ZM35 157V156H34ZM50 157H52V159L51 160H53V154L51 155L50 154ZM49 157V158H50ZM56 157H58V156H56ZM116 157H118V159H119V155H117ZM122 157V156H121ZM131 157V156H130ZM137 157H140V156H137ZM162 157V156H161ZM200 157H202V158H200ZM4 158H6V153L4 154ZM20 158V159H21ZM45 158V157H44ZM115 158V157H114ZM128 158V157H127ZM160 158V157H159ZM199 158H200V160H199ZM204 158V159H203ZM1 159V158H0ZM17 159V158H16ZM26 160V158L24 157L23 158V160ZM64 159V158H63ZM99 159V158H98ZM131 159H132V157H131ZM163 159H165V157L163 158ZM162 159V160H163ZM30 160V159H29ZM39 160H38V162H39ZM47 159L45 158V160H44V162H43V164L45 163V161H46ZM122 160H124V159H122ZM127 160V159H126ZM126 160H125V162H126ZM134 160V159H133ZM2 161V160H1ZM54 161V160H53ZM53 161H51V162H53ZM164 161V160H163ZM168 161H170L169 159H167V161L166 162H168ZM174 161V160H173ZM3 162V161H2ZM22 162V164H24L23 163V161H21ZM20 162V163H21ZM41 162H42V160L40 161V165H41ZM49 162V161H48ZM50 162V163H51ZM97 162V161H96ZM116 162V161H115ZM124 162V163H125ZM127 162H128V160H127ZM126 162V163H127ZM138 162V161H137ZM140 162V161H139ZM143 162H145V161H142V163ZM205 162V163H204ZM1 163V162H0ZM29 164H31V162H28ZM27 163V164H28ZM35 163V162H34ZM142 163H140V165L142 164ZM10 164V163H9ZM12 164V163H11ZM58 164V163H57ZM100 164V163H99ZM117 164V163H116ZM135 164V163H134ZM154 164V163H153ZM165 164V163H164ZM163 164V165H164ZM175 164V163H174ZM179 164V163H178ZM5 165H7V163L5 164ZM36 167L37 168H39L38 166H39V163L37 164V162H36ZM38 165V166H37ZM50 165H52V164H50ZM69 165V164H68ZM124 165V164H123ZM139 165V166H140ZM157 165V164H156ZM171 165V164H170ZM9 166V165H8ZM122 166V165H121ZM130 166V165H129ZM169 166V165H168ZM195 166H197V165H195ZM1 167V166H0ZM5 167V166H4ZM12 167V166H11ZM28 167H30L29 165H28ZM35 166H34V169L33 170H35L36 171V168ZM58 167H59V165H58ZM65 167V166H64ZM143 167H146V166H143ZM167 167V166H166ZM174 167V166H173ZM183 167V166H182ZM118 168V167H117ZM129 168V167H128ZM127 168V169H128ZM155 168H156V166H155ZM175 168V167H174ZM173 168V169H174ZM101 169V168H100ZM126 169V170H127ZM133 168L131 167V170H132ZM154 169V168H153ZM158 169V168H157ZM166 169V168H165ZM170 169V168H169ZM172 169V170H173ZM178 169V168H177ZM176 169V170H177ZM186 169V168H185ZM188 169H189V167H188ZM230 169V168H229ZM41 170V169H40ZM61 169H59L58 171H60ZM125 170V171H126ZM168 170V169H167ZM1 171V170H0ZM122 171V170H121ZM134 172H135V170H133ZM170 171V174H171V170H169ZM174 171V170H173ZM179 171V170H178ZM2 172V171H1ZM132 172V171H131ZM184 172V171H183ZM186 172V171H185ZM41 173V172H40ZM52 173H54V171L52 172ZM120 173V172H119ZM130 173V172H129ZM143 173H146L145 171L143 172ZM175 173V172H174ZM179 173V172H178ZM187 173V172H186ZM117 174V173H116ZM115 174V175H116ZM121 174V173H120ZM49 175V174H48ZM58 175H59V172H58ZM94 175H97V171H96V173L94 174ZM123 175V174H122ZM175 175V174H174ZM173 175V176H174ZM188 175V174H187ZM129 176V175H128ZM178 176V175H177ZM262 176L264 177V171H263V173H262ZM0 177H1V175H0ZM5 177V176H4ZM40 177V176H39ZM45 177H46V175H45ZM49 178H50V176H48ZM64 177V176H63ZM123 177V176H122ZM130 177H131V175H130ZM163 177V176H162ZM182 177H183V175H182ZM216 177H217V175H216ZM2 178V177H1ZM42 178V177H41ZM52 178V177H51ZM58 178H60V177H57V179ZM65 178V177H64ZM64 178H62L61 180L63 181V179ZM66 178H67V176H66ZM126 178H128V177H126ZM176 178V177H175ZM38 179H40V178H38ZM129 179V178H128ZM131 179V178H130ZM129 179V180H130ZM0 180H2V179H0ZM53 180L55 181V179L53 178ZM66 180V179H65ZM64 180V181H65ZM132 180V179H131ZM130 180V181H131ZM216 180H218V179H216ZM40 181V180H39ZM42 181V180H41ZM48 181V180H47ZM52 181V180H51ZM59 181V179L57 180V182ZM69 181H71L70 179H69ZM60 182V181H59ZM121 182V181H120ZM2 183V182H1ZM0 183V184H1ZM41 183H43V182H41ZM46 183V182H45ZM44 183V184H45ZM55 183L56 182H54L53 183V185H55ZM69 183H71V182H69ZM68 183V184H69ZM131 183V182H130ZM3 184V183H2ZM1 184V185H2ZM48 184V183H47ZM59 184L60 183H58V185L57 186H59ZM65 184H66V182H65ZM65 184H63V185H65ZM120 184V183H119ZM118 184V185H119ZM176 184V183H175ZM1 185H0V187H1ZM52 185V184H51ZM71 185V184H70ZM172 185V184H171ZM187 185V184H186ZM45 186V185H44ZM44 186H42L43 188H46V187H44ZM49 186V185H48ZM56 185H55V187H56V189H58V187H57ZM66 186V185H65ZM132 186V185H131ZM181 186V185H180ZM184 186V185H183ZM182 186V187H183ZM50 187V186H49ZM61 188H62V186H60ZM164 187V186H163ZM169 187H171V186H169ZM181 187V188H182ZM186 187V186H185ZM2 188V187H1ZM0 188V189H1ZM41 188V187H40ZM51 188H52V186H51ZM50 188V189H51ZM66 188V187H65ZM121 188V187H120ZM124 188V187H123ZM188 188V187H187ZM191 188V187H190ZM42 189V188H41ZM49 189V188H48ZM55 189V188H54ZM136 189V188H135ZM192 189V188H191ZM245 189V188H244ZM43 191H44V189H42ZM63 190H65L64 188H63ZM69 190V189H68ZM67 190V191H68ZM123 190V189H122ZM126 190V189H125ZM165 190V189H164ZM170 190V189H169ZM177 190H178V188H177ZM180 190V189H179ZM190 190V189H189ZM240 190V189H239ZM243 190V189H242ZM47 191H49V190H47ZM50 191H54V190H50ZM49 191V192H50ZM56 191H58V190H56ZM60 191H62V190H60ZM140 191V190H139ZM171 191V190H170ZM219 191H221V192H219ZM63 192V191H62ZM66 192V191H65ZM69 192V191H68ZM67 192V193H68ZM136 192V191H135ZM138 192V191H137ZM142 192H143V190H142ZM172 192V191H171ZM181 192H183V191H181ZM223 192H224V194H223ZM2 193V192H1ZM43 193V192H42ZM41 193V194H42ZM46 193V192H45ZM126 193H128V192H126ZM170 193V192H169ZM173 193V192H172ZM171 193V195H173L174 196V194H172ZM215 193H217V194H215ZM241 193H243V191L241 192ZM55 194V193H54ZM70 194V193H69ZM69 194H67L66 195V197H69L70 195ZM123 194V193H122ZM179 194V193H178ZM178 194H176L177 196H178ZM40 195V194H39ZM182 195V194H181ZM226 195V194H225ZM224 195V196H225ZM141 196H142V193H141ZM165 197V198H163V199H161L160 201H158L159 203V205H157V206H160V209L162 208H164V210H165V208L167 209V207L172 203V205H173V203L174 202H178L179 200L180 201H182V199H181V197H183V195L180 197V195L178 196V197ZM43 197V196H42ZM42 197H40V198H42ZM54 197V196H53ZM180 197V198H179ZM39 198V199H40ZM64 198H65V196H64ZM71 198V197H70ZM224 198H226V200H227V197H224ZM45 199V198H44ZM120 199H121V197H120ZM143 199V198H142ZM264 199V198H263ZM35 200H37V199H35ZM40 200H42V199H40ZM47 200V199H46ZM69 200H71V199H69ZM156 200H157V198H156ZM67 201H68V199H67ZM66 200H65V202H67ZM188 201V200H187ZM211 201V202H210ZM68 202H70V201H68ZM122 202V201H121ZM214 202H216V200L214 201ZM42 203V202H41ZM187 203H189V202H187ZM205 203L207 204V206L205 205ZM208 203H210L209 205H208ZM218 203V202H217ZM39 204V203H38ZM156 204V203H155ZM192 204H190V205H192ZM43 205H45V204H43ZM102 205V204H101ZM118 205V204H117ZM127 205V204H126ZM186 205V204H185ZM66 206V205H65ZM135 206V205H134ZM141 206H144V205H141ZM140 206V208L138 207H136V209H138L139 211L142 209V207ZM150 206V205H149ZM148 206V207H149ZM38 207V206H37ZM93 207V206H92ZM118 207V206H117ZM120 207V206H119ZM132 207V206H131ZM155 207V206H154ZM262 207V206H261ZM133 208V207H132ZM144 208V207H143ZM175 208V207H174ZM173 208V209H174ZM86 209H88V208H86ZM86 209H84V211L86 210ZM131 209V208H130ZM130 209H128V212L125 210V213H121L120 211V215L118 214V213H116V214H118V216H121L122 218H123V220H122V218H121V221H123V223H121V224H119V225H125V222L126 221H129L128 220V218L130 217V214H128V213H130L129 212V210ZM135 209V208H134ZM161 209V210H162ZM169 209V208H168ZM190 209H192V207H190ZM192 209V210H193ZM33 210V209H32ZM39 210H42V212H43V209H39ZM38 210V211H39ZM63 210V209H62ZM70 210H71V206H70ZM120 210H121V207H120ZM138 210H135L134 212L135 213H137V212H139ZM157 210V209H156ZM161 210H159V211H161ZM83 211V210H82ZM82 211H81V214H79L80 216H82ZM97 211V210H96ZM95 211V212H96ZM100 212H103V210L101 211V210H99ZM176 211H177V209H176ZM32 212V211H31ZM67 212V211H66ZM72 212V211H71ZM87 213H88V211H86ZM118 212V211H117ZM134 212H131V213H134ZM141 212V211H140ZM195 212V213H194ZM34 213V212H33ZM33 213H31V214H33ZM72 213H74V214H72V215H75V216H73L74 218L73 219H76L75 217L77 216V214H75V212H72ZM87 213H85V214H87ZM97 213H99V212H97ZM96 213V214H97ZM159 213V212H158ZM158 213H157V216H158ZM205 213V214H204ZM262 213V212H261ZM62 214H63V212H62ZM69 214H71V213H69ZM89 214V213H88ZM159 214H161V212L159 213ZM163 214V213H162ZM181 214V213H180ZM239 214V215H238ZM263 214H264V212H263ZM53 215H55V214H53ZM71 215V216H72ZM99 215V214H98ZM108 215V214H107ZM136 215V214H135ZM134 214H132V217L133 216H135ZM141 214H139V216H140ZM165 215V214H164ZM178 215V214H177ZM66 216H67V214H66ZM70 216V215H69ZM68 216V217H69ZM79 216V217H80ZM138 216V215H137ZM142 216V215H141ZM145 216V215H144ZM149 216V215H148ZM147 216V217H148ZM260 216V215H259ZM59 217V216H58ZM63 217V216H62ZM64 217H65V215H64ZM83 217H84V219H83ZM85 217H90V215H85V216H82V218H81V221H82V219H83V221L85 220ZM100 217H103V218H99V217H97V218H99L101 221H93L92 219V222L90 221V222H88V225H90L91 223L93 224V225H95L96 226V224H98L99 226H101L102 224H104L103 222H105V223H107V222H110V220H111V218H110V216H106L105 215V217L104 216H100ZM173 217V216H172ZM171 217V218H172ZM194 217V216H193ZM192 217V218H193ZM195 217V218H196ZM1 218V217H0ZM77 218H78V216H77ZM90 218H93V217H90ZM96 218V219H97ZM131 218V217H130ZM135 218V217H134ZM158 218H159V216H158ZM160 218H162V217H160ZM163 218H164V216H163ZM170 218V219H171ZM174 218V217H173ZM191 218V219H192ZM89 219V218H88ZM98 219V220H99ZM148 219V218H147ZM154 219V218H153ZM167 219H168V215H167ZM191 219H189V220H191ZM57 220V219H56ZM72 220V219H71ZM133 220V219H132ZM139 220L140 221H137L136 219L134 220V223H133V225H135V226H137V225H139L140 227H141V225L143 226V224H145V222L143 221V220H145V219H140V217H139ZM163 220V219H162ZM188 220V221H189ZM194 220H197V219H194ZM212 220V219H211ZM263 220H264V218H263ZM1 221V220H0ZM49 221V220H48ZM64 221V220H63ZM74 221V220H73ZM75 221H77V222H79V224H83V226L81 227V231H82V233H80V231L78 232V229H74L73 227L71 228L72 229V231H73V229L75 230V231H73V232H75L76 234V236H75V239L77 240V237H78V240L79 241H81V239H80V234H81V237L83 236V235H85L87 232L89 233V231H86L85 232V230H87L88 229V226H86L87 225V223L86 222H84L83 223V221H82V223H80V220L78 221L77 219L75 220ZM74 221V223L77 225V223ZM112 221V220H111ZM115 221V220H114ZM131 221V220H130ZM164 221V220H163ZM171 222H173V220H170ZM169 221V222H170ZM192 221V220H191ZM56 222V221H55ZM65 222V221H64ZM96 223V224H94V223ZM133 222V221H132ZM132 222H130V223H132ZM168 222V223H169ZM213 222V221H212ZM67 223V222H66ZM65 223V224H66ZM85 223H86V225H85ZM90 223V224H89ZM149 223V222H148ZM195 223H193V224H195ZM64 224V225H65ZM109 224H111V222L109 223ZM114 224V223H113ZM162 224H164V223H162ZM162 224H161V227H162ZM257 224H258V222H257ZM57 225V222H56V224H55V227H57L56 226ZM74 225V224H73ZM76 225L74 226V227H76ZM81 225H79L78 227H80ZM84 225H85V227L87 228V229H84ZM106 225V224H105ZM150 225V224H149ZM209 225V224H208ZM213 225V224H212ZM72 226V225H71ZM70 226V227H71ZM159 226V225H158ZM51 227V226H50ZM62 227V226H61ZM65 227V226H64ZM63 227V228H64ZM97 227V226H96ZM121 228H125V230H126V227H122V226H120ZM150 227V226H149ZM160 227V226H159ZM160 227V228H161ZM168 227V226H167ZM170 227V226H169ZM171 227H172V225H171ZM174 227V226H173ZM264 227V226H263ZM3 228V227H2ZM17 229L19 228L18 226L16 227ZM31 227H29V229H30ZM52 228H54V227H52ZM67 228H68V226H67ZM66 228V229H67ZM98 228V227H97ZM106 230H107V228L106 227H104ZM159 228V229H160ZM6 229V228H5ZM16 229V230H17ZM27 229H28V227H27ZM26 229V230H27ZM29 229L27 230L28 232H29ZM34 229V228H33ZM33 229L32 230H30L31 232L33 231ZM48 229V228H47ZM58 229H59V227H58ZM82 229H84V232H85V234H83L84 232H83V230ZM134 229V228H133ZM168 229V228H167ZM244 229V228H243ZM1 230V229H0ZM90 230H92V228L90 229ZM98 230V229H97ZM99 230H100V228H99ZM125 230L124 229H119V231L121 232V234L119 233V237H121L122 236V234H123V236H124V234H125ZM262 230H264L263 228H262ZM8 231H9V229H8ZM27 231H26V233H27ZM36 231H38V230H35V231H33V234H32V236L34 235V233L36 234V233H38V232H36ZM54 231V230H53ZM63 232H64V230H62ZM68 231H70V229L68 230ZM77 231V232H76ZM95 231H96V228H95ZM94 231V232H95ZM116 231V230H115ZM128 231V230H127ZM126 231V232H127ZM130 231V230H129ZM128 231V232H129ZM135 231V230H134ZM5 232L4 230L2 231L1 230V232H0V235H1V237H0V239L2 238V240H4L5 238H4V235H3V233ZM10 232V231H9ZM8 232V233H9ZM106 232V231H105ZM108 232H109V229H108ZM141 232V231H140ZM198 232V233H199ZM2 233V234H1ZM8 233H6V235L8 234ZM11 233V232H10ZM9 233V234H10ZM18 233V232H17ZM16 233V234H17ZM24 233V232H23ZM30 233V232H29ZM49 233V232H48ZM51 233V232H50ZM58 233L59 232H56L55 234H53V235H55L56 236V238H57V240H59L58 238H61L62 236L61 235H58ZM61 234H62V232H60ZM71 233L72 232H70L69 234H70V236H71ZM78 233H80L79 235H78ZM90 233H93V232H90ZM96 233H98V235H100V233H99V231L98 232H96ZM107 233V232H106ZM116 233V232H115ZM136 233V232H135ZM139 233V232H138ZM144 233V232H143ZM8 234V235H9ZM28 234V233H27ZM26 234V235H27ZM31 234V233H30ZM57 234V235H56ZM68 234V235H69ZM104 234V233H103ZM108 234H111V235H109L110 237H100L101 238V240L102 241H106V239L108 240V241H110V239L111 240H113L115 237H116V234H114L113 232L111 233V231L108 233ZM127 234L128 233H126L125 235H126V237H127ZM132 234V233H131ZM193 234V233H192ZM191 234V235H192ZM242 234V233H241ZM7 235V236H8ZM11 235V234H10ZM8 236V239H11L13 242H10V245L8 244V242H7V246L9 245V246H11V243H14V242H16V241H14L13 240V236ZM41 235V234H40ZM52 235V234H51ZM68 235H66L67 236V240H66V242L68 243V242H71L70 241V236H69V238H68ZM78 235V236H77ZM90 235V234H89ZM94 235V236H93ZM93 235H91V236H89L90 237V239H87V241L89 242V243H96V242H98V241H100V240H98V238L96 239V236H95V234L93 233ZM136 235H137V233H136ZM140 235V234H139ZM143 236H144V234H142ZM147 235V234H146ZM195 235V234H194ZM199 235V234H198ZM201 235H203V234H200L199 236H201ZM209 235V234H208ZM3 236V237H2ZM39 235H37V237H38ZM58 236V237H57ZM60 236V237H59ZM64 236V235H63ZM65 236V237H66ZM95 237V238H93V237ZM115 236V237H114ZM122 236V237H123ZM134 236V235H133ZM142 236V237H143ZM198 236V237H199ZM11 237V238H10ZM31 237V236H30ZM35 237V236H34ZM43 237V236H42ZM51 237V236H50ZM65 237H64V239H65ZM86 237V236H85ZM121 237V238H122ZM141 237V236H140ZM145 237H147V236H145ZM192 237V236H191ZM202 237L203 236H201V238L200 239H202ZM209 237H210V235H209ZM4 238V239H3ZM32 238V237H31ZM36 238V237H35ZM56 238H54L53 237V239L54 240H56ZM83 238V237H82ZM131 238V237H130ZM133 238H135V236L133 237ZM150 238V237H149ZM169 238V237H168ZM187 238V237H186ZM205 238V237H204ZM249 238L250 239H248V241L249 242H251V243H259V242H262V241H264V238L263 239H261V238H259L255 233H253V234H251V236H249ZM20 239H22L21 237H20ZM46 239H47V236H46ZM63 238L60 240L61 242L62 241H64L65 242V240H64ZM72 239V238H71ZM85 239V238H84ZM82 240V241H86V239L85 240ZM117 239H119V238H117ZM145 239V238H144ZM233 239H235V241L237 242V243H240V244H242L243 242H244V240L241 238V236L240 235H237V233H236V237H234ZM10 240V241H11ZM34 240V239H33ZM32 240V241H33ZM41 240V239H40ZM39 240V241H40ZM43 240V239H42ZM42 240H41V242H42ZM53 240V241H54ZM76 240H74V241H76ZM78 240L76 241V242H78ZM128 240V239H127ZM130 240V239H129ZM138 240V239H137ZM149 240V239H148ZM169 240V239H168ZM209 240V239H208ZM28 241V240H27ZM26 241V242H27ZM30 241V240H29ZM59 241V242H60ZM132 241H134L133 239H132ZM131 240L130 241H128V242H132ZM143 241V240H142ZM141 241V242H142ZM149 241H151V239L149 240ZM157 241V240H156ZM206 241H207V239H206ZM229 241V240H228ZM2 241L0 240V243H1ZM18 242V241H17ZM20 242H22V240H20ZM25 242V241H24ZM23 242V243H24ZM34 242H35V240H34ZM40 242V243H41ZM48 242V241H47ZM52 242V241H51ZM57 242V244H58V241H55V243ZM63 242V243H64ZM65 242V243H66ZM104 242H102V244L104 243ZM138 242V241H137ZM140 242V241H139ZM144 242V241H143ZM147 242V241H146ZM146 242H144V243H146ZM227 242V241H226ZM4 243V246H5V242H3ZM28 243V242H27ZM44 243V242H43ZM54 243V244H55ZM93 243H92V246L93 247H95V245H93ZM101 243V242H100ZM111 243V242H110ZM143 243V245L142 246H144L145 244ZM231 243V242H230ZM15 244V245H14ZM14 244H12V245H14V248L13 249H15V246H17V244L16 243H14ZM53 244V243H52ZM57 244H55V245H57ZM105 244V243H104ZM107 244H109V243H107ZM208 244H210V243H208ZM232 244V243H231ZM22 244H20V246H21ZM23 245H26L25 243L23 244ZM33 245H35V244H33ZM32 245V246H33ZM36 245H39V247L38 246H36V248L38 247V250L39 251H37V253H34V251L32 252V253H34L33 254V257H35V258H33V257H31L30 258V256H29V254H28V249L30 248L29 247V245H28V248H27V254H28V256H29V258L31 259V260H33V259H35V261H37L36 260V255L38 256L39 254H38V252L39 253H42L43 251H42V248L44 249V246H46V245H44L43 247H41L40 248V244H38V242L36 241ZM48 245V244H47ZM64 245H67V244H64ZM64 245L62 244V246L64 247ZM73 245V244H72ZM99 245V244H98ZM109 245H112V244H109ZM120 245H122V244H120ZM132 245H134L133 243H132ZM141 245V244H140ZM140 245H139V247H140ZM147 245H149V244H147ZM0 246H2L3 248H4V246H3V244L2 245H0ZM31 246V247H32ZM50 246V245H49ZM52 246V245H51ZM62 246H61V248H62ZM68 246V245H67ZM74 246H75V244H74ZM91 246V244L88 246V247H90ZM102 246V245H101ZM105 246V245H104ZM150 246H153L152 245V241H151V243H150ZM203 246V245H202ZM2 247H0V248H2ZM22 247V246H21ZM25 247H27V246H25ZM35 247V246H34ZM52 247H54V245L52 246ZM108 247V246H107ZM114 247V249H115V246H109V248L111 249V248H113ZM132 247V246H131ZM148 247V246H147ZM231 247V246H230ZM17 248V247H16ZM96 248V247H95ZM108 248V249H109ZM122 248V247H121ZM151 248H153V247H151ZM5 249V248H4ZM18 249H19V251L20 250H22L23 249V247L20 249V247H18ZM47 249H50V248H47ZM55 249H56V246H55ZM63 249V248H62ZM64 249H66V248H64ZM71 249H72V247H71ZM74 249V248H73ZM90 249V248H89ZM92 249H94V248H92ZM97 249V248H96ZM105 249V248H104ZM109 249V250H110ZM123 249V248H122ZM121 249V250H122ZM125 249V248H124ZM129 249V248H128ZM135 249V248H134ZM140 249V248H139ZM138 249V250H139ZM143 249H144V247H143ZM205 249V248H204ZM1 250V249H0ZM6 250H7V248H6ZM11 250H12V248H11ZM10 250V251H11ZM17 250V249H16ZM16 250H15V252H16ZM32 250V249H31ZM34 250H36V249H34ZM120 250V251H121ZM136 250V249H135ZM175 251H176V249H174ZM173 250V251H174ZM230 250H231V248H230ZM18 251V250H17ZM42 251V252H41ZM65 251V250H64ZM112 251V250H111ZM116 251H117V249H116ZM116 251H114V252H116ZM126 251V250H125ZM124 251V252H125ZM127 251H130V250H127ZM204 251V250H203ZM8 252V251H7ZM11 252H13V251H11ZM20 252H22V257L24 258V257H27L28 258V256H27V254H25L26 256H23L24 254H23V252L24 251H20ZM46 252V250L44 251V256H45V253ZM50 252V251H49ZM60 252V251H59ZM73 252V251H72ZM105 252H107V251H105ZM121 252H123V251H121ZM121 252L120 253H118L117 252V254L115 253V255H116V257H117V255L118 254H121ZM132 252V251H131ZM131 252H129V253H131ZM143 252V251H142ZM154 252V251H153ZM179 252V251H178ZM201 252V251H200ZM199 252V253H200ZM211 252V251H210ZM1 253L2 252H0V255H1ZM53 253V252H52ZM75 253V252H74ZM108 253V252H107ZM126 253V252H125ZM124 253V254H125ZM144 253V252H143ZM167 253V252H166ZM202 253V252H201ZM206 253V252H205ZM219 253V252H218ZM2 254H4V253H2ZM50 254V253H49ZM69 254H70V252H69ZM73 254V253H72ZM163 254H165V253H163ZM168 254H170V253H168ZM175 254V253H174ZM173 254V255H174ZM180 254V253H179ZM178 254V255H179ZM9 254H7V256H8ZM10 255L12 256V254L10 253ZM16 255V254H15ZM18 255H19V253H18ZM31 255V254H30ZM42 255V258H41V260L44 258V256ZM112 255H114V254H112ZM127 255V254H126ZM130 255H132V254H130ZM141 255V254H140ZM151 255V254H150ZM162 255V254H161ZM219 255V254H218ZM253 255V254H252ZM6 256V257H7ZM41 256V255H40ZM47 256V255H46ZM107 256H109V255H107ZM121 256V255H120ZM143 256V255H142ZM154 256V255H153ZM170 256H172V253H171V255ZM175 256V255H174ZM173 256V257H174ZM177 256V255H176ZM183 256V255H182ZM200 256V255H199ZM206 256H207V254H206ZM210 256V255H209ZM212 256V255H211ZM220 256V255H219ZM4 257V256H3ZM5 257V258H6ZM20 257H21V254H20ZM81 257V256H80ZM82 257H83V254H82ZM110 257H114V256H110ZM116 257H115V259H116ZM127 257V256H126ZM130 257V256H129ZM132 257H134L133 255H132ZM131 257V258H132ZM181 257V256H180ZM183 257H185V258H188V257H186V256H183ZM12 258V257H11ZM10 258V259H11ZM33 258V259H32ZM39 258V257H38ZM37 258V259H38ZM86 258V257H85ZM88 258V257H87ZM90 258V257H89ZM117 258H121V257H117ZM135 258V257H134ZM142 258V257H141ZM158 258V257H157ZM165 258V257H164ZM166 258H167V255H166ZM171 258V257H170ZM210 258V257H209ZM6 259H8V261H9V258H6ZM30 259H28V260H30ZM45 259V258H44ZM43 259V260H44ZM78 259H80V258H78ZM103 259V258H102ZM115 259H113V261H114V263H115V261H117V260H115ZM122 259V258H121ZM120 259V260H121ZM129 259V258H128ZM169 259V258H168ZM176 259H177V257H176ZM179 259V258H178ZM212 259V258H211ZM217 259H220V258H217ZM1 261L3 260V258H1L0 259ZM15 260H17L16 258H15ZM38 260H40V258L38 259ZM74 260V259H73ZM76 260V259H75ZM119 260V259H118ZM162 260V259H161ZM167 260V259H166ZM186 260V259H185ZM184 260V261H185ZM190 260V259H189ZM5 261V260H4ZM35 261H33V262H35ZM45 262H44V264L46 263L47 264V262L46 261H48V260H44ZM53 261V260H52ZM134 261V260H133ZM174 261H175V259H174ZM196 261V260H195ZM219 261V260H218ZM13 262H14V260H13ZM18 262V261H17ZM25 262V261H24ZM27 262V261H26ZM31 262L32 261H30L29 263L31 264ZM84 262H85V260H84ZM90 262V261H89ZM120 262V261H119ZM117 263V264H120V263ZM121 262H122V260H121ZM126 262V261H125ZM159 262V261H158ZM157 262V263H158ZM169 262V261H168ZM178 262H179V260H178ZM183 262V261H182ZM197 262V261H196ZM6 263V262H5ZM9 264H13V263H10V262H8ZM15 263V262H14ZM28 263V264H29ZM78 263H79V261H78ZM83 263V262H82ZM86 263V262H85ZM101 263H103V262H101ZM113 263V264H114ZM128 263V262H127ZM130 264H131V262H129ZM128 263V264H129ZM135 263H137L136 262V260H135ZM153 263H156V262H153ZM180 263V262H179ZM220 263V262H219ZM258 263V262H257ZM2 264V263H1ZM4 264V263H3ZM7 264V263H6ZM18 264H21V263H18ZM36 264V263H35ZM89 264V263H88ZM91 264H92V262H91ZM97 264V263H96ZM116 264V263H115ZM126 264V263H125ZM134 264V263H133ZM164 264H165V261H164ZM187 264V263H186ZM196 264V263H195ZM201 264V263H200Z\"/></svg>",
  "mask_w": 264,
  "mask_h": 264
},
{
  "label": "crops",
  "instance_id": "3",
  "mask_svg": "<svg viewBox=\"0 0 264 264\" xmlns=\"http://www.w3.org/2000/svg\"><path fill=\"white\" fill-rule=\"evenodd\" d=\"M134 105H135V104L132 102L130 108L125 109V111H126L127 113H129V112L132 113L133 110L135 109V108H134ZM121 111H123V110H121ZM119 112H120V111H119ZM116 125H117V124H116ZM115 127H116V126H115ZM118 128H119V130H120L119 134L122 135L123 133H122L120 127L117 125L116 129H118ZM106 129H108L107 125H106Z\"/></svg>",
  "mask_w": 264,
  "mask_h": 264
}]
</instances>
